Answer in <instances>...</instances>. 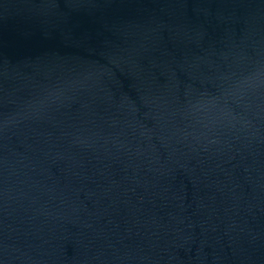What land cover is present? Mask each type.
<instances>
[{"label":"water","instance_id":"95a60500","mask_svg":"<svg viewBox=\"0 0 264 264\" xmlns=\"http://www.w3.org/2000/svg\"><path fill=\"white\" fill-rule=\"evenodd\" d=\"M2 264H264V0H0Z\"/></svg>","mask_w":264,"mask_h":264},{"label":"snow or ice","instance_id":"6c2138e0","mask_svg":"<svg viewBox=\"0 0 264 264\" xmlns=\"http://www.w3.org/2000/svg\"><path fill=\"white\" fill-rule=\"evenodd\" d=\"M0 264H2V261H0Z\"/></svg>","mask_w":264,"mask_h":264}]
</instances>
